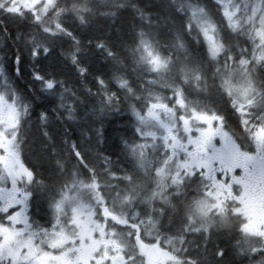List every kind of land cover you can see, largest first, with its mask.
I'll return each mask as SVG.
<instances>
[{
  "label": "flooded vegetation",
  "instance_id": "flooded-vegetation-1",
  "mask_svg": "<svg viewBox=\"0 0 264 264\" xmlns=\"http://www.w3.org/2000/svg\"><path fill=\"white\" fill-rule=\"evenodd\" d=\"M256 41L250 35L235 55L254 63ZM232 80L215 76L205 83L218 100L209 106L189 102L188 112L177 118L180 123L189 118L185 129L163 128L166 136L161 137L154 123L148 135L139 128L140 136L124 146L126 163L121 166L117 159L112 170L107 156L96 180L92 160L80 162L75 128L74 153H51L50 165L22 153L19 126L28 109L19 106L23 112L15 137L0 135V214L16 209L0 222V255L16 264H130L135 244L136 264H220L226 251L228 257H247L249 264L248 249L264 245V77H251L238 90ZM192 87L188 82L187 90ZM249 98L255 99L254 106L247 105ZM191 112L213 119L196 125ZM23 125L27 130L34 123ZM169 133L179 139L178 148ZM93 183L96 188L90 187ZM157 235L164 240L163 257L153 262L148 254ZM206 241L218 244L201 250ZM81 243L92 251L79 260ZM140 244L146 251H140ZM261 255L258 262L264 264Z\"/></svg>",
  "mask_w": 264,
  "mask_h": 264
},
{
  "label": "trees",
  "instance_id": "trees-1",
  "mask_svg": "<svg viewBox=\"0 0 264 264\" xmlns=\"http://www.w3.org/2000/svg\"><path fill=\"white\" fill-rule=\"evenodd\" d=\"M56 4L64 11L51 8L39 21L31 12L13 15L0 7L2 73L10 91L28 109L19 126L22 153L37 155L42 165H50L51 153H74V128L77 150L83 157L80 162L92 160L95 180L105 168L103 162L109 161L107 156L112 170L117 159L124 165V146L140 136L139 119L153 105L176 108L180 92L186 105L193 102L185 94L188 83L184 77H170L167 69L178 50H184L189 63L187 81L202 89L207 102L212 104L218 98L205 86L218 63L209 54L206 33L209 28L218 32L229 27L221 0H56ZM57 23L72 36L57 29ZM34 50H39L38 56L33 55ZM150 53L166 61L162 68H154ZM210 64L212 73L202 77ZM35 74L54 81L56 87L47 90ZM121 82H126L123 87ZM30 122L34 126L26 130L23 124ZM215 244L218 242L206 241V249H200H213ZM227 254L220 264H248L247 257ZM253 259L258 261L260 255Z\"/></svg>",
  "mask_w": 264,
  "mask_h": 264
},
{
  "label": "rangeland",
  "instance_id": "rangeland-1",
  "mask_svg": "<svg viewBox=\"0 0 264 264\" xmlns=\"http://www.w3.org/2000/svg\"><path fill=\"white\" fill-rule=\"evenodd\" d=\"M221 2L224 6L226 17L230 20L229 27H232L230 29L227 27L226 30H219L218 32L217 30L214 31L213 28H209L206 33V39L208 40L209 47H220L222 50L229 43L228 51H231L233 48L238 52L241 50L242 46H245L243 43L244 39L246 40L252 34L257 39V41L252 44V48L254 50L253 65L247 64L241 67L232 60H227L228 67L225 68V57H222L221 62L218 60L221 56L220 52L215 58L218 63L216 62L214 64V77H233L235 79L232 80L236 85L235 89L238 90L240 85L244 81L249 82L251 77H264V75L261 74L264 72V64H261L256 59V57H264V52L261 51V49H264V18H262L264 17V0H221ZM44 3H47V0H4L0 1V7L5 8L6 11L10 13L34 11L36 15H40L45 14L48 11L42 9L41 6ZM245 25H248L249 27H246ZM224 51H226V48H224ZM227 55L239 58L232 52ZM188 66L189 63L187 62L184 50H178L172 56V59H170V64L167 65V69L170 71V77H184V80L188 83L186 79L187 70H189ZM1 67L2 66L0 65V71L2 70ZM211 69L212 65H207L203 71L204 75H202V77L210 75V73H212ZM237 80L242 81L238 82ZM10 88L12 87L8 82V78L0 76V135L15 137L16 129L19 123L18 119L21 117L23 111L19 107V100L15 99L13 95L11 97ZM185 94L190 96L197 105H211V103L207 102L202 97L203 94L199 89L188 88ZM176 104V108L172 109L174 114V118H172L173 122H170V109H165L166 111L163 112L161 108L163 104H160L161 106H152L146 115L147 117L142 119V121L141 119L139 120L140 126L144 128L145 125L146 128H149L150 123H154L153 128H156L157 135L159 134L161 137L166 136V133L163 132V128H165V130L168 129L169 131L170 129L173 131H177V129L181 128L185 129V127H188L189 118L181 123L177 120V118L180 116L178 113H181V116H184L186 112H188L187 105L181 96L177 100ZM191 114L190 118L192 121H195L196 125L202 121L213 119L212 115L204 116L201 112H191ZM144 134L148 135L150 133L147 131ZM81 244L82 245L79 248L80 253L78 255L79 260L86 258L92 251L91 246L87 247L84 243ZM63 246H65V243ZM139 248L140 251H146V248L141 246V244L139 245ZM162 264H166V261Z\"/></svg>",
  "mask_w": 264,
  "mask_h": 264
},
{
  "label": "snow or ice",
  "instance_id": "snow-or-ice-1",
  "mask_svg": "<svg viewBox=\"0 0 264 264\" xmlns=\"http://www.w3.org/2000/svg\"><path fill=\"white\" fill-rule=\"evenodd\" d=\"M121 6H122V5H121ZM41 7H42L43 10H49V9H51V8H57V11H58V12H62V11H64L63 9H59V8L57 7L56 0H47V3L42 4ZM73 11H77L76 6L73 7ZM10 14H11V13H10ZM13 15H21V14H20V13H16V14H13ZM262 18H264V17H262ZM34 19H36L37 21H39L40 18H39V16H34ZM81 19H82V18H81ZM56 28L59 29V30L62 31V32H67V35L72 36V33H71L70 31H67V30H66L61 24L57 23V24H56ZM191 28H192V25H191V24L187 25V29H188L189 31H191ZM44 31H45V32H50V29H48V28H44ZM51 34L54 35L55 33H51ZM77 43H79V41H77ZM141 43L144 44L145 47L148 46L146 41H143V40H142ZM101 46H102V45H101ZM48 51H49L48 48H44V53H45V54L48 53ZM220 51H221V48H220V47H210V49H209V54H210V56H211L212 58H216L217 55H218V53H219ZM246 51H247V49H243V50H242V52H246ZM261 51L264 52V49H261ZM33 55H34V56H38V55H39V50H34V51H33ZM149 55L151 56V53H150ZM256 59H257L261 64H264V57H256ZM227 60H232L234 63L239 64L241 67H243V66H245V65H247V64L250 63V61H249L245 56H243V55H241L239 58H237V57H234V56H231V55H227V54H226V56H225V61H226V62H225V65H224L225 68L228 67V65H227ZM151 61H152V64L154 65V68H155V69H160V68H162V67L164 66V64L166 63V61L162 60V59H161L160 57H158V56H151ZM17 63H18V64L20 63V57H19V56L17 57ZM84 71H86V69H81V72H82V73H83ZM34 78L37 79V80H40V81L44 84L45 88H46L47 90H49V91L53 90V89L56 87L54 81L49 80V79H46V78H45L44 76H42V75L35 74ZM98 83H99L101 86H104V81H103V80H98ZM125 83H126V82H121V87H123V86L125 85ZM244 94L246 95V90H245V93H244ZM230 95H231V93H230ZM255 103H256V101H255L254 98H249V99H247V105H248L249 107L254 106ZM239 106H240V107H243V105H239ZM236 107H237V105L234 104V108H233L234 111L236 110ZM262 110H264V106H262ZM138 115H139V114H138ZM238 116H239V121L242 122L243 113L238 114ZM260 127H261L262 129H264V117H261V124H260ZM249 131H250V130H249ZM233 139L235 140V137H233ZM236 144H237V146L240 147L241 149L244 148V145L239 144V141H236ZM248 151H253V149L249 148ZM261 159L264 160V157H261ZM193 175H195V173H193ZM202 175H203V174H202ZM30 179L34 180V174L30 177ZM126 179L131 180V177H126ZM234 179H235V177H234ZM7 183H8L7 180H5V181H4V187H5V188L7 187ZM90 187H92V188H96L97 185H96L95 183H93L92 185H90ZM30 195H31V194H29V196H30ZM61 202H62V201H61ZM15 211H16V209H6V210H4L3 213L0 214V222H2V219L5 218V217H11V215H12ZM133 228H134V229H139V224H134V225H133ZM136 235H137V233H136L135 231L131 233V235H130V242H131V238H132V237H135ZM140 239H141V240L143 239L142 234H141V236H140ZM150 243H151L153 246H157V245H159L160 247H162L163 244H164V240L161 239V238L159 237V235H157L156 237H153V238H152V240L150 241ZM125 247H127V245H125ZM132 248H133L132 253H129V254H128V255L131 256V262H130V264H136V259H135V244L132 245ZM262 253H264V245H254V246H252V247H250V248L248 249V256H249V257H251L252 255H260V254H262ZM217 255H218V256H223L224 253H223L222 250L218 249V250H217ZM261 259H264V255H261ZM0 264H16V261H15V260H11V261H10L6 256L0 255ZM140 264H143V261H142V260H141ZM249 264H259V262H258V261H251V259H250Z\"/></svg>",
  "mask_w": 264,
  "mask_h": 264
},
{
  "label": "water",
  "instance_id": "water-1",
  "mask_svg": "<svg viewBox=\"0 0 264 264\" xmlns=\"http://www.w3.org/2000/svg\"><path fill=\"white\" fill-rule=\"evenodd\" d=\"M170 138L173 141V147L178 148L179 147V140L177 137H175L173 134L169 135ZM163 256V251L159 245L153 246L148 254V259L153 262H158Z\"/></svg>",
  "mask_w": 264,
  "mask_h": 264
}]
</instances>
